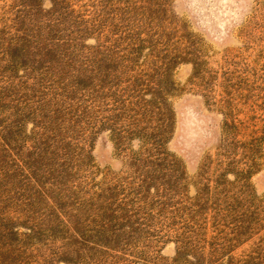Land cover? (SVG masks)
I'll list each match as a JSON object with an SVG mask.
<instances>
[{
  "label": "rangeland",
  "instance_id": "374dc122",
  "mask_svg": "<svg viewBox=\"0 0 264 264\" xmlns=\"http://www.w3.org/2000/svg\"><path fill=\"white\" fill-rule=\"evenodd\" d=\"M61 2L92 27L83 56L99 49L106 90L82 126L89 141L66 139L51 163L38 155L54 139L43 125L56 131L40 114L39 79L51 63L31 44L8 68L6 44L39 23L19 18L17 0H0V264H264V0ZM129 82L147 100L164 88L169 124L154 118L158 105L122 103ZM11 127L18 139L7 152ZM26 156L35 161L25 173L40 166L37 182L17 171ZM56 162L68 168L62 181ZM248 167L249 177L237 174ZM103 184L116 186L115 209L127 208L139 229L110 251L90 249ZM38 191L49 196L30 206ZM145 193L153 206L133 218L132 201Z\"/></svg>",
  "mask_w": 264,
  "mask_h": 264
},
{
  "label": "trees",
  "instance_id": "16d2710c",
  "mask_svg": "<svg viewBox=\"0 0 264 264\" xmlns=\"http://www.w3.org/2000/svg\"><path fill=\"white\" fill-rule=\"evenodd\" d=\"M36 2V3H35ZM53 5L50 11L44 10L41 2L37 0H17L19 4L20 16L19 18H27L30 23L38 22L39 25L35 29L33 35H29L24 31L19 32V35L13 37L6 44V47L2 51V56L8 68L14 71L19 67V62L24 58V51L31 44L35 46V49L41 52L45 58L50 59V67H46L43 74H50L49 79L46 83L42 79H39L40 86H44V92H40L43 97L40 100V114L42 119H48L49 121L56 120V131L48 127L45 123L41 130L42 137L48 140L50 135L54 138L53 143H46L44 154L43 149L38 150V155L45 157L48 155V161L51 163L61 151H58L59 146L62 150H65L66 139L75 140L81 139V141H89L88 133L83 136L84 127L90 126L94 119V115L98 113L100 108L98 98L102 94V91L106 90L105 83H102L100 77L107 78L108 76L103 74V71L99 70L103 66V56L100 55L99 49L91 51L87 56H83L86 44L84 41L86 38L91 36V26L87 25L85 19L81 20L79 16H76L77 12L74 9L64 11L66 8H62L63 3L61 0H52ZM102 56V57H101ZM101 57V58H100ZM47 71V72H44ZM104 75V76H103ZM98 76V77H97ZM5 84L9 81L5 78ZM122 84H111V87H121ZM123 86V85H122ZM135 84L131 82L125 84L121 91L125 96L123 104L128 102L134 103L133 100L136 97ZM132 91V92H131ZM151 100L136 97V102L139 104L142 101L146 108H155L156 105L160 106V112H157L154 118L163 116L167 122L170 123L172 115L170 114V108L166 106V99L164 96V88L159 87L154 89ZM160 92L158 102L156 100V94ZM121 100V99H120ZM88 102V104H87ZM83 103L85 104L83 106ZM98 103V104H97ZM135 104V103H134ZM164 111V112H163ZM148 114V113H147ZM139 116V115H137ZM134 119H136V117ZM142 116V115H140ZM89 119V123L84 122V119ZM11 127L6 130V133L2 137V145L9 150V143L18 139L17 132ZM21 130L22 126L16 127ZM50 130V131H49ZM53 130V131H52ZM49 131V132H48ZM21 133V131H19ZM46 134V135H45ZM136 134L139 132L136 131ZM53 144V145H51ZM59 145L58 147H55ZM71 153V152H70ZM66 158L68 153L65 154ZM23 161L20 164L17 171L25 174L29 180L36 181L34 175L41 170L40 166L32 169V173H25V167L32 165L35 159H30L28 156L22 157ZM67 160V159H66ZM45 168V166H44ZM55 172H59L62 176L57 177L61 181L65 176L68 168L65 164L56 162L53 166ZM53 171L47 170L46 174L51 175ZM65 172V173H63ZM253 173L252 167L242 170L237 173L243 178L249 177ZM236 175V173H235ZM42 182V181H41ZM59 184V183H58ZM129 182L126 183L125 187L127 192L130 187ZM118 185V184H117ZM116 186L112 188L110 185H104L98 188L92 201H98V204L102 206L99 209L100 214L103 218V223L96 228L95 231V248H104L106 251L114 250L117 242L123 241L125 233H131L136 229L135 222L132 221V214L128 216L129 211L122 207V203L116 199ZM137 195L135 201H132V207L135 211L133 218L141 215L145 209L149 210L153 206L152 199L147 195ZM38 196V197H37ZM48 197V193L44 191L36 192L30 199V206H34V200H44V197ZM131 198V197H130ZM25 201H28L27 199ZM118 204L120 205H116ZM128 203H126L127 205ZM151 212V211H150ZM149 212V213H150ZM150 216V215H147ZM139 229H136V231ZM90 242L84 241V244L88 246ZM92 244V243H91ZM179 255H182V251L179 249ZM177 259H179L177 257Z\"/></svg>",
  "mask_w": 264,
  "mask_h": 264
}]
</instances>
